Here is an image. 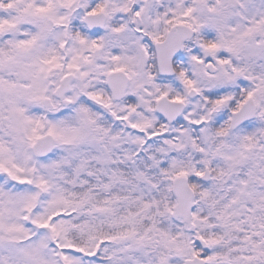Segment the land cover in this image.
Here are the masks:
<instances>
[{"label": "snow or ice", "instance_id": "snow-or-ice-1", "mask_svg": "<svg viewBox=\"0 0 264 264\" xmlns=\"http://www.w3.org/2000/svg\"><path fill=\"white\" fill-rule=\"evenodd\" d=\"M0 264H264V0H0Z\"/></svg>", "mask_w": 264, "mask_h": 264}]
</instances>
